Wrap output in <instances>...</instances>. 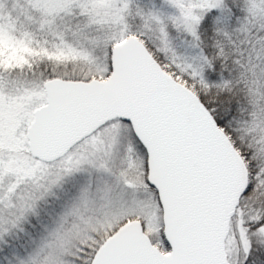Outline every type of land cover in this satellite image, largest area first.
<instances>
[{
    "label": "snow or ice",
    "instance_id": "1",
    "mask_svg": "<svg viewBox=\"0 0 264 264\" xmlns=\"http://www.w3.org/2000/svg\"><path fill=\"white\" fill-rule=\"evenodd\" d=\"M0 264H264V0H0Z\"/></svg>",
    "mask_w": 264,
    "mask_h": 264
}]
</instances>
